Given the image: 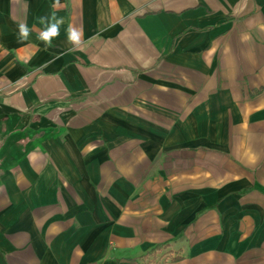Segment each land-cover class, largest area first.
<instances>
[{"label":"crops","instance_id":"1","mask_svg":"<svg viewBox=\"0 0 264 264\" xmlns=\"http://www.w3.org/2000/svg\"><path fill=\"white\" fill-rule=\"evenodd\" d=\"M0 264H264V0H0Z\"/></svg>","mask_w":264,"mask_h":264},{"label":"clouds","instance_id":"2","mask_svg":"<svg viewBox=\"0 0 264 264\" xmlns=\"http://www.w3.org/2000/svg\"><path fill=\"white\" fill-rule=\"evenodd\" d=\"M21 33L24 37H27L28 35V29L25 26H21ZM58 34V29L56 25H52L47 31H45L42 34V38L45 41H50V38L57 35ZM77 36L75 33H72V35L70 36V40H76Z\"/></svg>","mask_w":264,"mask_h":264},{"label":"trees","instance_id":"3","mask_svg":"<svg viewBox=\"0 0 264 264\" xmlns=\"http://www.w3.org/2000/svg\"><path fill=\"white\" fill-rule=\"evenodd\" d=\"M161 246H156L155 248H154V250H156V249H159ZM153 250V251H154ZM175 259H177V258H175Z\"/></svg>","mask_w":264,"mask_h":264}]
</instances>
